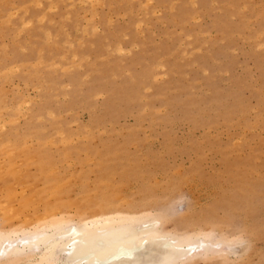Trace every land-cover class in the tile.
<instances>
[{"label": "rangeland", "instance_id": "rangeland-1", "mask_svg": "<svg viewBox=\"0 0 264 264\" xmlns=\"http://www.w3.org/2000/svg\"><path fill=\"white\" fill-rule=\"evenodd\" d=\"M92 2L0 0V210L147 199L264 264V0Z\"/></svg>", "mask_w": 264, "mask_h": 264}, {"label": "bare ground", "instance_id": "bare-ground-1", "mask_svg": "<svg viewBox=\"0 0 264 264\" xmlns=\"http://www.w3.org/2000/svg\"><path fill=\"white\" fill-rule=\"evenodd\" d=\"M48 113L51 114V112ZM17 178L15 177V179ZM141 190L143 191V189ZM237 195L240 197L241 194L239 195L237 192ZM12 196L13 193L10 198ZM229 197L231 196L229 195ZM253 197L252 199H254ZM12 198L14 200L16 197ZM222 199L220 197L219 202ZM225 199L228 200V198ZM70 200H58L53 204L52 201L51 204L41 201L44 204L43 208L41 205L42 210L35 209L32 213L26 212L24 209L21 211L19 210L21 208L18 207V211L12 210V213L9 209L0 210V264H200L215 257L225 260L226 248L230 245L231 238L224 234L222 236L220 232L222 237H218V239L211 228L195 229L193 227L194 230L189 231V227L191 228L195 224H193L195 221H193V217L189 218L190 215L185 216L186 218L183 216L180 220L177 219L179 223H177L178 221L172 223L174 219L170 221L166 216L153 213V208L150 207V201L147 199L136 203L131 200V203L124 205L104 193L94 199L88 198L84 202L77 200L71 202ZM38 202L40 203V200ZM219 202L218 207H220ZM237 204L238 200L235 205ZM152 206L154 207V205ZM157 208L159 207L157 206ZM205 217L202 216V219ZM202 219L200 218L198 221L199 225L201 223L203 225V222L207 220V218L205 221ZM167 224L173 225L169 226L170 230ZM204 226L206 227V225Z\"/></svg>", "mask_w": 264, "mask_h": 264}]
</instances>
